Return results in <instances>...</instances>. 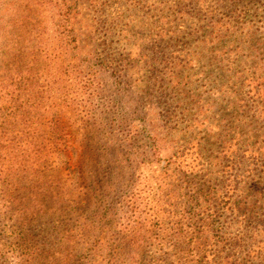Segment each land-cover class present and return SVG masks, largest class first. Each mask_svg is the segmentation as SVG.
<instances>
[{
    "label": "rangeland",
    "instance_id": "374dc122",
    "mask_svg": "<svg viewBox=\"0 0 264 264\" xmlns=\"http://www.w3.org/2000/svg\"><path fill=\"white\" fill-rule=\"evenodd\" d=\"M262 100L264 0H0V264H264Z\"/></svg>",
    "mask_w": 264,
    "mask_h": 264
},
{
    "label": "trees",
    "instance_id": "16d2710c",
    "mask_svg": "<svg viewBox=\"0 0 264 264\" xmlns=\"http://www.w3.org/2000/svg\"><path fill=\"white\" fill-rule=\"evenodd\" d=\"M262 105H263V108H264V100H262ZM51 129H52L53 136L54 135L56 136V138L54 136V140L52 142V145H53V153H55L57 157H61L62 155H64L65 153H67V151L71 147H69V144H68V141H67V137L65 135V128L62 126V118L61 117H58L57 114H56V112H54V115H53V118H52ZM6 136H9V135L6 133ZM16 137H17V135L15 134V137L10 138L11 140L8 139L6 142H11L10 143L11 146L14 147L17 143H19V140H15ZM2 147L3 146H0V149ZM228 150H229V148L228 149L225 148V149H223V152H227ZM242 195H243V197H242L241 201H239V202L245 201V200H243V198H245V197L248 196V195L245 194V191L242 193ZM246 201H248V199H246ZM255 206H257V202L255 203ZM238 211H240V209H238Z\"/></svg>",
    "mask_w": 264,
    "mask_h": 264
}]
</instances>
